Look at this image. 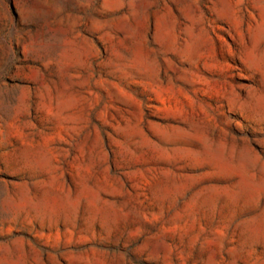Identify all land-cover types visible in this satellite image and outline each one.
<instances>
[{
    "label": "rangeland",
    "instance_id": "374dc122",
    "mask_svg": "<svg viewBox=\"0 0 264 264\" xmlns=\"http://www.w3.org/2000/svg\"><path fill=\"white\" fill-rule=\"evenodd\" d=\"M0 264H264V0H0Z\"/></svg>",
    "mask_w": 264,
    "mask_h": 264
}]
</instances>
